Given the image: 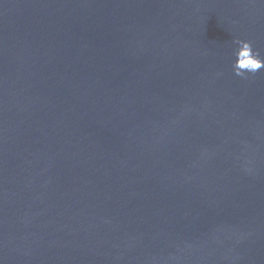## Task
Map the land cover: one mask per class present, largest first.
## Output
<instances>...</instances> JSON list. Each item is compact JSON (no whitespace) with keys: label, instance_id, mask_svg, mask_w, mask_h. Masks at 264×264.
Wrapping results in <instances>:
<instances>
[{"label":"water","instance_id":"water-1","mask_svg":"<svg viewBox=\"0 0 264 264\" xmlns=\"http://www.w3.org/2000/svg\"><path fill=\"white\" fill-rule=\"evenodd\" d=\"M264 0H0V264H264Z\"/></svg>","mask_w":264,"mask_h":264},{"label":"clouds","instance_id":"clouds-1","mask_svg":"<svg viewBox=\"0 0 264 264\" xmlns=\"http://www.w3.org/2000/svg\"><path fill=\"white\" fill-rule=\"evenodd\" d=\"M233 49L232 73L241 79H247L264 70V58L255 51L250 41L235 39Z\"/></svg>","mask_w":264,"mask_h":264}]
</instances>
